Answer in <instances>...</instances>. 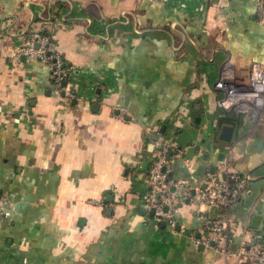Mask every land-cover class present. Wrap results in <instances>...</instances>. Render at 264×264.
Here are the masks:
<instances>
[{
  "label": "crops",
  "instance_id": "obj_1",
  "mask_svg": "<svg viewBox=\"0 0 264 264\" xmlns=\"http://www.w3.org/2000/svg\"><path fill=\"white\" fill-rule=\"evenodd\" d=\"M32 31L66 61L64 90L46 63L11 61ZM225 65L239 83L264 69L254 0H0V193L13 203L0 264H237L193 243L209 237L195 195L173 226L141 210L170 141L176 180L184 160L199 179L249 177L229 248L264 240V122L220 108Z\"/></svg>",
  "mask_w": 264,
  "mask_h": 264
},
{
  "label": "built area",
  "instance_id": "obj_2",
  "mask_svg": "<svg viewBox=\"0 0 264 264\" xmlns=\"http://www.w3.org/2000/svg\"><path fill=\"white\" fill-rule=\"evenodd\" d=\"M256 14L264 18V0H254ZM11 61L19 63L22 60L39 61L49 66V79L58 90L68 78V67L62 55L57 51L51 35L45 32L32 31L23 43L17 45L11 56ZM218 87L222 92L219 101L224 112L234 111L257 123L264 122V69L254 65L246 83L233 80L231 67L225 65L220 72ZM180 156L175 151V145L170 141L160 143V151L148 168L146 192L143 205L153 209V217L174 225V213L178 205L183 204L193 195L197 199V212L201 213L202 227L209 237L200 240L195 233L191 235L193 243L213 248L225 260H234L237 264H264V240H254L251 237H240L237 248L231 250L234 225L230 216V208L240 199L246 190L249 177L235 171H229L224 177L207 171L203 179L194 175V169L186 162L188 177L176 180L171 176L173 159ZM194 191V193H192ZM205 207L221 209L216 216H209ZM13 210V203L0 193V218Z\"/></svg>",
  "mask_w": 264,
  "mask_h": 264
},
{
  "label": "water",
  "instance_id": "obj_3",
  "mask_svg": "<svg viewBox=\"0 0 264 264\" xmlns=\"http://www.w3.org/2000/svg\"><path fill=\"white\" fill-rule=\"evenodd\" d=\"M66 84H67V82L64 81V82L62 83V86L65 87ZM156 138H157V137H156ZM192 193H194V191H192ZM186 202H188V199L186 200ZM141 210H142V211H145V207H141ZM149 215H151V216L153 215V209H150V210H149ZM211 244H213V242H212Z\"/></svg>",
  "mask_w": 264,
  "mask_h": 264
},
{
  "label": "trees",
  "instance_id": "obj_4",
  "mask_svg": "<svg viewBox=\"0 0 264 264\" xmlns=\"http://www.w3.org/2000/svg\"><path fill=\"white\" fill-rule=\"evenodd\" d=\"M65 63H66V61H65ZM66 65H67V63H66Z\"/></svg>",
  "mask_w": 264,
  "mask_h": 264
}]
</instances>
